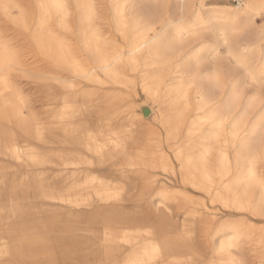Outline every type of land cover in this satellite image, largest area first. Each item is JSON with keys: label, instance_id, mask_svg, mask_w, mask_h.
<instances>
[{"label": "bare ground", "instance_id": "bare-ground-1", "mask_svg": "<svg viewBox=\"0 0 264 264\" xmlns=\"http://www.w3.org/2000/svg\"><path fill=\"white\" fill-rule=\"evenodd\" d=\"M33 1L37 20L32 26L31 39L53 66L69 69L82 77L98 69L112 77L115 83H128L113 63L120 60L119 54L110 60L95 31L92 0H72L76 13L74 32L88 55L90 68H80L68 47L54 33V27L71 28L66 0ZM144 1L111 0V19L127 41L128 55L123 58L124 63L129 70L140 73L145 95L158 106L154 121L164 128L168 139L182 132L192 98L196 99L194 109L197 113L189 121L185 141L175 153L182 180L206 194L214 193L224 207L264 217V181L256 165L259 160L264 164V101L255 119L240 135L248 113L261 103L258 95H251L243 111L235 113L234 104L244 90L242 78L230 82V103L220 100L211 106L214 98L203 88L206 83L216 84L219 76L215 69L206 66L204 53L223 54L244 67L251 57H257L264 65V28L252 29L255 16L261 13L260 0L239 2L221 17L224 24L211 35V44L202 42L187 52L185 48L189 44L186 46L185 39L189 31L178 30L169 38L161 35L168 26L164 24L156 31L159 19L151 15L152 10L140 9ZM11 5L21 13L17 18L9 14ZM21 6L14 0H0V11L6 17L29 28ZM201 12L199 8L196 10L197 18L202 17ZM213 17L216 15H206L204 19ZM192 32L197 37L203 29ZM25 66L17 50L0 32V120L3 122L0 124V156L29 168L15 182L21 190L0 192V196L3 195L0 223L12 218L20 229L13 233L15 238L0 237V264L191 263L192 259L183 253L194 245L193 225L185 222L174 231L176 222L168 216L171 207L164 201L166 191L157 192L161 200L147 207L141 219L142 211L136 208L139 206L134 210L124 207V203L134 197L135 186L131 179L122 175L121 180H107L92 175L87 169L110 163L120 154L131 139V127L124 125L103 131L82 127L78 120L93 107L91 95L84 90H69L74 85L61 72L39 73ZM234 70L230 68L228 75L232 76ZM246 74L248 79L254 80L253 75ZM15 75L45 81L41 84L44 95L33 102L45 103L51 110L49 115L60 119L62 129H68L69 136H54L47 123L37 116L25 115L24 108L32 89L26 93ZM58 89L65 90L57 93ZM36 90L38 92L40 87L32 94L35 95ZM225 123H230L228 136L235 149L232 173L223 140ZM214 147L216 153L212 154ZM2 157L0 188L9 185L11 180V176L4 173L9 164L4 165ZM135 163L144 162H125ZM54 167L60 169V178L65 179L58 186L52 184L58 179L53 176ZM168 169L173 173L172 167ZM246 228L259 236L262 243L259 253L244 246L250 241L242 232ZM217 232L224 238L212 256L198 264H247L250 262L248 255L264 258V231L232 220L221 222ZM73 240H80V246L72 245Z\"/></svg>", "mask_w": 264, "mask_h": 264}, {"label": "rangeland", "instance_id": "rangeland-1", "mask_svg": "<svg viewBox=\"0 0 264 264\" xmlns=\"http://www.w3.org/2000/svg\"><path fill=\"white\" fill-rule=\"evenodd\" d=\"M14 1L22 5V13L27 17V24L30 27H23L21 24L22 22H13L0 11V32L1 35H3V39L7 40V43L12 47L14 46L17 50L23 65H26L25 67L27 69L39 73L45 72L46 70L61 72L69 83L74 85L69 90H84L91 95L93 107L85 117L78 120L82 127L101 129L102 131L107 128L118 129L124 125H129L131 127V139L127 141L125 149L111 160L113 165L110 162L92 165L87 168L92 175L107 180H121L123 179L122 175H124L133 181L135 187L133 188L132 195L134 197L130 201L124 203L126 210H134L137 208L142 211L143 215H141V219H144L147 207L161 200L157 192L166 191L167 197L164 198V201L171 207L168 216L176 222L174 231L177 232V230L181 228L182 223L185 222L191 223L195 231L194 245L192 244L189 250L183 253L192 259V262L188 264H198L203 260H208L212 256L214 249L217 248L219 242L224 238L222 234L217 232L219 224L223 221L236 220L248 227L256 228L262 232L264 231V217L252 215L247 210H235L224 207L220 204L214 193L206 194L201 190L193 188L182 180V173L179 171L180 168L176 161L175 153L178 152L180 146L185 141L186 128L189 121L197 113L194 109L196 99L192 98V106L188 113L187 123H185L182 132L177 136H173L172 139H168L164 128L154 121L158 106L151 102L145 95L140 82V73L129 70L128 66L124 63L123 58L128 55L127 41L113 25L111 19V0H92L95 8V31L99 35L105 47V52L110 60L119 54L120 60L117 59L113 63L122 73L124 79L128 81L126 85L115 83L112 77L98 69H94L87 77H82L71 72L69 69L53 66L50 60H48L42 52H39L33 44V38L31 39V33L33 31L32 26L37 20L34 1ZM243 1L244 0H145L143 4H140V9L152 10L151 15L159 19V22L155 24L156 31H160L162 26L167 24L168 27L161 35H165L169 38L174 36L178 30L183 29L189 31L190 34L185 39L186 46L189 44L185 48L187 52L199 43L211 44V35L218 32L224 24L221 17L237 6L239 2L243 3ZM66 4L69 14L68 23L71 25V28L61 29L54 27V33L68 47L74 61L80 68H90L88 55L82 49L78 35L74 32L76 29V13L73 1L66 0ZM198 8L202 11V17L200 18H197L195 15ZM19 12V10L15 9L14 5L9 7L11 18H17V14L20 16L21 13ZM210 14H215L216 17L204 19L206 15ZM255 18L256 23L252 29L254 31L263 29L264 15L259 13ZM198 28L203 29V32L201 35L194 37L192 31ZM221 49L223 48L221 47ZM203 55L206 66L215 69L219 74L216 84L206 83L203 85V88L208 89L214 98V101L210 103L211 106H214V104L220 100L221 102L230 103V82L238 77L242 78L243 82L245 81L243 83L244 90L241 96L238 97L237 102H235L233 111L235 113L243 111L246 101L253 94L258 95L261 100L260 105L253 107L248 113L246 125L240 133V135H243L245 133L244 129L255 119L264 101V65L260 58L257 57H251L244 67L223 54L211 56L204 53ZM33 62H36V64ZM230 68L235 69L232 76L228 75ZM246 68L248 72L245 71ZM246 73L253 75L254 80L248 79ZM14 77L26 93L32 89L28 95L30 98L26 101L27 107L24 108L25 115L37 116L42 122L47 123L48 128H51L50 133L54 136H69L68 134L70 132L68 129H62L60 119L49 115L51 110L45 103L43 104L41 101L33 102L35 99H38L39 96L41 98L44 95V92L42 93L44 87L41 84H44L45 81H37L36 79L34 80L19 75H15ZM39 87L40 90L38 92L36 90L35 92V95H37L35 96L32 94V91ZM58 90L57 93H61L64 92L65 89ZM0 124H3L2 120H0ZM229 128L230 123H225L223 140L227 146L228 157L231 161L230 173H232L234 169L233 156L235 149L233 147V140L228 136ZM212 152H214L212 154L216 153V147H214V151L212 150ZM1 157L2 156H0V158ZM126 160L132 163L139 161H143L144 163L128 165L125 164ZM2 163L9 166V169L4 173L7 172V174L11 176V180L9 185L0 188V192L5 191L6 193H11L15 190L18 192L20 188L15 186V182L23 174L24 170L26 171L29 168L23 165L20 166L13 160L5 157H2ZM256 165L259 175L264 181V164L259 160L256 162ZM170 167L173 168V173L169 171L168 168ZM164 168L168 170L166 171ZM52 172L53 176L55 175V178H58L52 182L53 185L58 186L61 182H65V179L60 178L61 172L59 168H52ZM224 180L227 181L228 177ZM183 195L186 197L183 198ZM1 197H3V195H1L0 198ZM135 206L139 207L135 208ZM19 230L15 220L12 218H6L3 220V224L0 223V237L5 240L15 238L16 234L13 233ZM242 232L244 237L250 240L244 245L247 250L257 251V253H259L261 251L260 245H262L259 241V236L250 228L243 229ZM52 241L50 243H52ZM71 244L79 247L80 240H73ZM77 246H75V249ZM248 260H250V262L247 264H264V258L258 255H248Z\"/></svg>", "mask_w": 264, "mask_h": 264}, {"label": "snow or ice", "instance_id": "snow-or-ice-1", "mask_svg": "<svg viewBox=\"0 0 264 264\" xmlns=\"http://www.w3.org/2000/svg\"><path fill=\"white\" fill-rule=\"evenodd\" d=\"M261 14L264 15V0H260Z\"/></svg>", "mask_w": 264, "mask_h": 264}, {"label": "water", "instance_id": "water-1", "mask_svg": "<svg viewBox=\"0 0 264 264\" xmlns=\"http://www.w3.org/2000/svg\"><path fill=\"white\" fill-rule=\"evenodd\" d=\"M143 112L145 113V111L143 110Z\"/></svg>", "mask_w": 264, "mask_h": 264}]
</instances>
